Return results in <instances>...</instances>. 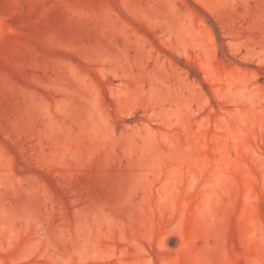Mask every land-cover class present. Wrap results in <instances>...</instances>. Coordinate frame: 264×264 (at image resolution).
<instances>
[{
	"label": "rangeland",
	"instance_id": "1",
	"mask_svg": "<svg viewBox=\"0 0 264 264\" xmlns=\"http://www.w3.org/2000/svg\"><path fill=\"white\" fill-rule=\"evenodd\" d=\"M0 264H264V0H0Z\"/></svg>",
	"mask_w": 264,
	"mask_h": 264
},
{
	"label": "trees",
	"instance_id": "2",
	"mask_svg": "<svg viewBox=\"0 0 264 264\" xmlns=\"http://www.w3.org/2000/svg\"><path fill=\"white\" fill-rule=\"evenodd\" d=\"M214 32H215V34H216V36H217V40H218V42H219V38H218V35H217V31L214 29Z\"/></svg>",
	"mask_w": 264,
	"mask_h": 264
}]
</instances>
